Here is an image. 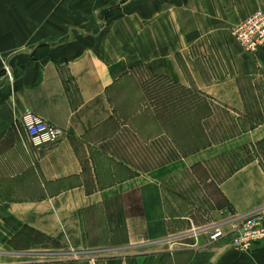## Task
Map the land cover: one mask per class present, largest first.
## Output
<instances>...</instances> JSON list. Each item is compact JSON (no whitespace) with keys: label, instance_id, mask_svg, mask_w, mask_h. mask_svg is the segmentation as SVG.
<instances>
[{"label":"crops","instance_id":"0c3cea01","mask_svg":"<svg viewBox=\"0 0 264 264\" xmlns=\"http://www.w3.org/2000/svg\"><path fill=\"white\" fill-rule=\"evenodd\" d=\"M257 11L264 0H0V264H264V241L184 236L264 209V45L231 34ZM138 67L196 89L209 114L140 111L137 96L121 108L113 92ZM27 110L63 136L31 147Z\"/></svg>","mask_w":264,"mask_h":264},{"label":"built area","instance_id":"2783aa9c","mask_svg":"<svg viewBox=\"0 0 264 264\" xmlns=\"http://www.w3.org/2000/svg\"><path fill=\"white\" fill-rule=\"evenodd\" d=\"M231 34L243 51L254 54L264 45V12L253 13L233 27ZM7 75L11 77L8 70ZM19 123L27 134L29 145L36 149L56 143L64 134L61 128L29 110L21 114ZM189 233L195 237L204 233L210 243L232 235L233 248L238 252H248L254 244L264 241V209L232 215L222 223L192 228L184 236Z\"/></svg>","mask_w":264,"mask_h":264},{"label":"trees","instance_id":"16d2710c","mask_svg":"<svg viewBox=\"0 0 264 264\" xmlns=\"http://www.w3.org/2000/svg\"><path fill=\"white\" fill-rule=\"evenodd\" d=\"M158 79H163L166 80L168 83L171 84V86H174L178 88L179 90V95L175 97V100H170L169 97H171L170 93L166 91L165 88H158L156 90L155 86H151L148 84L145 87L146 94L151 101V104L154 106L156 110L162 111L161 113H165V115H170L171 112H174L175 109L177 111H182V110H187L190 108V106L193 104L194 108L199 110L200 114V120H202L206 115L209 114V107L202 96V93L197 92L196 89H193L192 91H186L184 92L183 87H181L178 84L172 83L170 80L167 78H158ZM167 98H163V96H167ZM173 95V94H172ZM192 98V102H191ZM168 99V100H167ZM176 107V108H175ZM205 134L203 133L202 129L199 131V133L194 135V146H203L206 144V139H205ZM198 143V144H197ZM197 148V147H196Z\"/></svg>","mask_w":264,"mask_h":264},{"label":"rangeland","instance_id":"374dc122","mask_svg":"<svg viewBox=\"0 0 264 264\" xmlns=\"http://www.w3.org/2000/svg\"><path fill=\"white\" fill-rule=\"evenodd\" d=\"M158 78H160V77H157V76L154 77L145 68L138 67L137 71L130 78L125 80L124 85L121 84L118 88H115V90L113 92V99L118 103V101L126 102V101H128V99L130 97H132L133 99H136V96H137L142 101L141 105H140V111H144L146 109V107L150 104L149 103L150 100H149V98L146 94V91H145V87L148 84H150L151 86H155L156 90L158 88L162 87V88H165L166 91H168L170 93L171 97H169V95H167V96H163V98L169 97L170 100H175V97L177 95H179V94H177V93H179L178 88L171 86V84L168 83L166 80L158 79ZM138 82L142 88L140 93H138L137 88L134 87V86H136V84ZM189 90H193V89H189ZM183 91L186 92L187 89H184ZM119 105H120V102L118 103V106ZM120 107H121V105H120ZM174 112H176V109ZM224 116H225V114L219 115L220 118H224ZM194 123H195V121H194ZM224 123H225V120H224ZM195 130H196V127L194 128V132H195Z\"/></svg>","mask_w":264,"mask_h":264}]
</instances>
